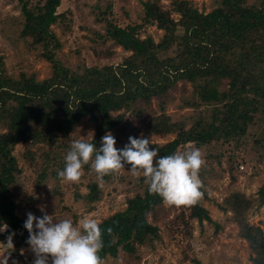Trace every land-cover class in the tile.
I'll return each instance as SVG.
<instances>
[{
	"label": "trees",
	"instance_id": "obj_1",
	"mask_svg": "<svg viewBox=\"0 0 264 264\" xmlns=\"http://www.w3.org/2000/svg\"><path fill=\"white\" fill-rule=\"evenodd\" d=\"M17 1L25 18L21 36L30 37L33 45L43 47L53 70L46 80L25 72L16 80L7 75L0 56V126L7 130L0 135V225L6 224L8 232L14 233L19 247H28V232L23 227L26 218L21 219L16 213L12 191L21 174L12 155L19 142L54 146L60 138H68L82 119L91 117L96 123L91 143L99 146L101 137L108 132L127 135L132 130L125 115L131 112L141 119L139 102L148 105L154 97H165L182 80L194 84L203 103L213 105L210 118L200 119L188 130L185 125L172 124L166 113L152 120L148 124L150 135L165 138L176 134L172 142L150 146L157 149L158 156L178 152L180 146L188 143L201 146L233 140L241 144L256 118H264V0H257L254 5H250V0H216L218 7L208 14L200 12L192 0H149L144 4V23L125 28L102 13L99 22L106 24V39L131 55L117 66H82L75 70L66 68L50 53L51 45L60 48L51 26L60 18L65 19V15L57 14L61 0H46L34 9L27 0ZM155 25L164 31L161 41L156 44L152 37L142 40L143 28ZM220 83L226 87L223 92L218 88ZM27 154L28 161L35 160L34 153ZM247 160L243 157L236 170ZM62 168L63 163H59V170ZM56 173L55 178L60 180ZM47 175L42 171L40 179ZM111 176H105L106 180ZM199 190L203 196L202 185ZM99 195L98 184H92L89 200L96 202ZM259 196L263 205L264 184ZM161 204V198L149 194L146 186L143 194L128 201L125 211L99 224L103 240L100 262L116 258L121 250L133 253L136 245L155 238L158 229L146 217ZM228 204L241 235L255 254L254 264H264V232L258 226H250L246 219L252 203L235 194ZM185 205L192 211L193 219L200 223L211 220L199 198ZM194 264L201 263L194 260Z\"/></svg>",
	"mask_w": 264,
	"mask_h": 264
},
{
	"label": "rangeland",
	"instance_id": "obj_2",
	"mask_svg": "<svg viewBox=\"0 0 264 264\" xmlns=\"http://www.w3.org/2000/svg\"><path fill=\"white\" fill-rule=\"evenodd\" d=\"M31 8L44 5L46 0H27ZM149 0H61L57 14L65 15L51 31L56 35L60 48H53L55 59L66 68L75 70L78 67H103L122 64L131 53L106 39V24L99 22L100 14L106 13L108 19L118 26L143 24L144 4ZM194 6L202 13L208 14L218 5L216 0H192ZM257 0H250L254 5ZM164 5L167 4L165 1ZM111 6L112 10H108ZM256 6H259L258 4ZM178 19L177 15H173ZM64 20V23L61 21ZM25 18L17 0H0V56L4 59L7 75L19 79L22 72L35 74L38 80L52 76V63L45 58L42 46L33 45V39L22 37ZM69 25L70 28H65ZM164 36V31L155 26H145L141 39L152 37L157 44ZM101 37V38H100ZM32 45L34 47H32ZM221 92L226 87L218 85ZM215 107L217 105H214ZM138 109L143 111L140 119L131 112L125 119L130 128L127 135H115L116 147H122L129 136L144 135L151 139V144H166L176 138L171 134L165 138L150 135L148 124L166 113L172 124L185 125L188 130L200 119L210 118L213 105L203 103L197 95L195 86L188 80L178 81L176 86L162 98L154 97L146 105L139 102ZM263 119V120H262ZM145 120V121H144ZM120 127V126H118ZM96 123L91 117L80 121L68 138H60L53 145L19 142L12 149L21 174L17 176L12 187L16 213L23 219L27 212L40 216L38 206H42L54 218L71 219L74 223L87 215L96 219L98 225L116 213L125 211L128 201L143 194L147 185L140 182L143 177H134L127 166L103 183L95 178V173L87 166L83 167L80 179L74 183L61 182L54 174L63 163L69 141L86 138L92 141ZM0 126V135L5 133ZM264 118L258 116L250 125L241 144L211 143L197 146L194 143L184 144L178 152L198 148L203 164L199 170V179L204 195L200 196L201 205L208 211L210 221L200 223L191 217L192 211L186 205H167L162 203L150 212L146 220L158 229L157 236L135 247L133 253L120 251L116 258L108 257L100 264H254L253 251L240 233L235 214L228 201L235 194L244 196L252 203L246 213L247 223L258 226L264 232V204H260L259 190L264 184ZM150 144V146H152ZM243 144V145H242ZM28 152L35 154L34 161H28ZM243 157L247 164L238 166ZM42 171L46 174L41 178ZM98 184L99 200L91 202L88 198L90 186ZM219 226V227H217ZM7 227L0 232V243H6L9 234ZM5 251H11L8 264H31L33 254L29 247H19L13 237V249H6L0 244V257Z\"/></svg>",
	"mask_w": 264,
	"mask_h": 264
},
{
	"label": "clouds",
	"instance_id": "obj_3",
	"mask_svg": "<svg viewBox=\"0 0 264 264\" xmlns=\"http://www.w3.org/2000/svg\"><path fill=\"white\" fill-rule=\"evenodd\" d=\"M150 144L151 139L144 135L129 136L127 142L117 148L110 132L101 137L99 146L86 138L70 140L63 156V168L56 175L61 182L74 183L88 165L96 180L103 183L105 176L115 175L127 166L132 176L143 177L148 193L159 196L162 203L176 206L195 203L201 196L199 170L203 160L200 150L192 148L158 156L157 149ZM38 208L40 216L27 212L23 222L28 232L26 244L33 254L31 264H100L103 240L96 219L85 215L74 223L71 219L54 218V214L49 215L42 206ZM6 228V224L0 225V232ZM13 235L9 233L6 243L0 244L13 249ZM10 252H4L0 264H8Z\"/></svg>",
	"mask_w": 264,
	"mask_h": 264
}]
</instances>
